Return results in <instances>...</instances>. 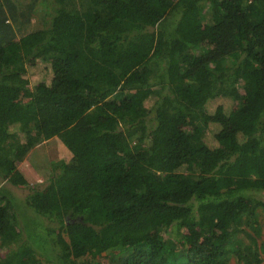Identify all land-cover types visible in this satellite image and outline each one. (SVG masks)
Wrapping results in <instances>:
<instances>
[{"label": "trees", "instance_id": "1", "mask_svg": "<svg viewBox=\"0 0 264 264\" xmlns=\"http://www.w3.org/2000/svg\"><path fill=\"white\" fill-rule=\"evenodd\" d=\"M68 2L0 0V264H259L264 0Z\"/></svg>", "mask_w": 264, "mask_h": 264}, {"label": "rangeland", "instance_id": "2", "mask_svg": "<svg viewBox=\"0 0 264 264\" xmlns=\"http://www.w3.org/2000/svg\"><path fill=\"white\" fill-rule=\"evenodd\" d=\"M5 10H7V13L10 15V9L14 10L16 14L22 12V16H19V18L15 22H11L13 24L15 30H17V33H19V29H22V33L25 30V25L27 26L26 16H28L30 19V22L32 23V26L40 27L42 25L41 22H38L42 15V0H36L33 2V0H2ZM10 3H13L14 6L9 5ZM68 6L73 8L74 10L79 11L80 13H85L90 11V2L89 0H69ZM92 9V8H91ZM95 9V8H94ZM24 13V14H23ZM21 14V13H20ZM25 16V17H24ZM22 21V22H21ZM34 23V24H33ZM18 28V29H17ZM231 59L228 60V63H231ZM44 66L49 67V62H45L42 60L37 59L35 63V69L31 72V78H37L38 73L40 72V69ZM157 90V87H155ZM21 139L23 140V136L20 135ZM61 143L56 137H52L48 140H45L41 142L40 144L36 145L32 150L29 151V153L26 155V157L20 161L18 164L19 171L23 174V176L28 181L29 185L35 186V185H42L45 183L47 178L49 177V162H54L65 154L62 149L60 148ZM1 184L6 185L7 183L1 182ZM8 186V185H7ZM9 188L11 192L16 196L17 198H24L30 191L29 187L27 188H21L18 189L17 187L9 185ZM258 197H264L262 194H258ZM263 231L261 230L258 235V242L263 243L264 242V225L262 226ZM163 238L166 241H171V239L168 237L165 231H162ZM178 246H176V249ZM259 252V258L260 263L264 264V249L258 250ZM43 264H50L47 261H44ZM100 264H112L109 259L102 258L100 261ZM228 264H234V260L232 258L229 259Z\"/></svg>", "mask_w": 264, "mask_h": 264}]
</instances>
